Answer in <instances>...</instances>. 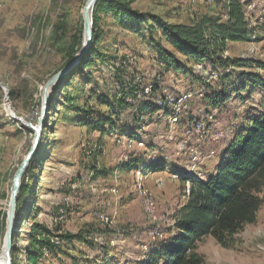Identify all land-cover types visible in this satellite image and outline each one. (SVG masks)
<instances>
[{"label":"rangeland","instance_id":"rangeland-1","mask_svg":"<svg viewBox=\"0 0 264 264\" xmlns=\"http://www.w3.org/2000/svg\"><path fill=\"white\" fill-rule=\"evenodd\" d=\"M87 1L0 0V256L14 177L37 134L19 181V188L22 182L32 187L22 201L33 212L16 218L18 245H26L34 223L51 231L59 244L45 250L40 264H142L176 233L175 214L190 191L181 175H210L264 101V0H239L245 17L236 31L247 38L226 40L220 48L214 44L202 62L176 53L152 18L200 25L208 34L206 21L227 24V0H121L155 32L151 35L145 24L130 32L110 15H99L102 37L96 51L105 58L93 56L92 66L81 72L75 64L52 87L43 113L48 82L84 45ZM156 44L183 68L165 71ZM248 59V68L232 63ZM117 68L123 72L117 74ZM116 75L122 81L135 77L146 98L137 92L136 99L126 98L129 105L112 102L110 110L99 104L98 97L111 98L120 89ZM221 97L224 104L212 105ZM143 101L155 110L138 113ZM99 113L112 118L117 132L101 137L76 121ZM119 128L139 140L121 135ZM138 157L136 170L119 167ZM155 164L162 168L148 167ZM259 197L256 223L243 228L232 248L223 249L211 237L197 243L204 264H264V188ZM146 200L152 201L148 211ZM15 258L16 264H27L18 249Z\"/></svg>","mask_w":264,"mask_h":264},{"label":"trees","instance_id":"trees-1","mask_svg":"<svg viewBox=\"0 0 264 264\" xmlns=\"http://www.w3.org/2000/svg\"><path fill=\"white\" fill-rule=\"evenodd\" d=\"M225 6L227 8V24L222 25L209 20L206 21V23L209 22L211 29L209 35L200 25L191 27L173 25L160 22L155 17L152 20L154 23H158L161 38L169 43L176 50V53L191 58L193 61L202 62V58L210 56L209 49L214 44L220 48L226 40L243 41L247 38L236 31V26L244 21V4L239 0H227ZM101 14L110 15L130 32H139V27L143 24L151 35L155 32V27L149 26L147 19L142 14L132 10L128 3L121 0H97L92 12L94 31L91 46L77 63V72L91 67L93 56H97L99 59L105 58L99 51H96V43L102 37L98 30L99 15ZM78 42L79 40H76L74 45ZM155 49L162 55L159 60L165 71H179L183 68L176 61L175 55L166 51L160 44H156ZM249 61L248 59L233 61L232 63L236 66L246 64V68H248L247 64L252 63ZM122 72L121 69L117 68V74ZM115 77L120 80V89L111 95L112 99L98 97L99 104L105 105L110 110L112 102L124 107V104H128L126 98L130 96L136 99L137 92H141L142 97L146 98L141 86L133 82L135 77L129 81H122L121 75ZM63 78L61 77L59 81H62ZM155 90L156 87L152 91ZM219 98L216 97V99ZM216 99L212 103L215 107L226 102V99L221 97L219 104L216 105ZM143 102L145 105L137 109L138 113L155 110L151 102ZM76 121L92 132H99L101 137L111 131L117 132L115 122L112 121L111 117L104 114L99 113V115L84 117ZM247 123L248 125L242 127L243 129L223 151L219 164L205 179L181 175L182 183H189L190 191L186 205L175 214L176 233L172 238L170 237L171 239L163 240L160 250L153 252L142 264H204V257L197 251V243L200 240L211 237L223 249H230L234 246L235 238L243 228L256 223L257 213L262 204L259 194L264 188V101L259 113L251 116ZM119 130L121 135L139 140L133 133L121 131L120 128ZM141 162L142 158L138 157L130 159L124 164L121 163L119 167L124 172H131L136 170ZM157 166L158 164L148 167L154 170L162 168H157ZM102 174L106 175L107 173L103 171ZM31 188L24 182L20 185L14 229H18L19 225L16 218L19 216L18 220H21L20 213L25 210L27 214L33 212L32 207L25 205L22 201L23 196L32 194ZM30 226L26 236V245H18L20 242H17L15 238L18 233H14L11 264L17 263V258H15L17 249L27 264H40L45 258V250L52 252L58 249L56 247L59 245L58 241L53 239L54 235L51 231L34 223H31Z\"/></svg>","mask_w":264,"mask_h":264},{"label":"water","instance_id":"water-1","mask_svg":"<svg viewBox=\"0 0 264 264\" xmlns=\"http://www.w3.org/2000/svg\"><path fill=\"white\" fill-rule=\"evenodd\" d=\"M97 0H88L84 7V45L80 51V53L75 57L73 61H71L68 65H66L61 71H59L47 84L46 87V94L44 99V107H43V113L46 110V103L48 96L52 90V87L55 85V83L64 76L75 64L79 62V60L85 55V52L90 45V41L92 39V25L90 20V11L94 7L95 2ZM42 113V117H43ZM42 119V118H41ZM41 126V123H40ZM40 129H37V133H39ZM39 134H37L36 139L34 141L33 147L26 157L24 163L22 164L21 168L18 170L14 177L13 182V189L11 191V197L9 202V211L7 214L6 219V233H5V242L2 250V254L0 256V263L1 264H10V254L12 250V242H13V233H14V224H15V212H16V196L17 192L19 190V181L20 177L23 173V170L25 169V166L33 156L36 145L38 143Z\"/></svg>","mask_w":264,"mask_h":264},{"label":"bare ground","instance_id":"bare-ground-1","mask_svg":"<svg viewBox=\"0 0 264 264\" xmlns=\"http://www.w3.org/2000/svg\"><path fill=\"white\" fill-rule=\"evenodd\" d=\"M146 94H148V93H146ZM177 100V99H176ZM177 102V101H176ZM184 109V108H183ZM175 111V110H174ZM177 111V110H176ZM175 119V118H174ZM194 127V126H193ZM200 128V127H199ZM202 128V127H201ZM205 128V127H204ZM202 129V130H205V129ZM195 130V129H194ZM196 131V130H195ZM199 133V132H198ZM201 133V132H200ZM192 157V156H191ZM197 157H199V156H197ZM188 194V193H187ZM151 203H152V201L151 200H146V203H145V210L146 211H148L149 210V208H150V205H151ZM1 264V263H0Z\"/></svg>","mask_w":264,"mask_h":264}]
</instances>
